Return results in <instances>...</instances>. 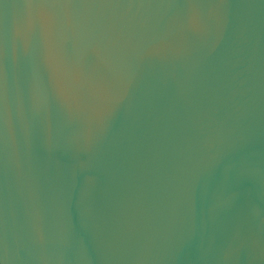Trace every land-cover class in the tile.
Wrapping results in <instances>:
<instances>
[{"label": "water", "instance_id": "obj_1", "mask_svg": "<svg viewBox=\"0 0 264 264\" xmlns=\"http://www.w3.org/2000/svg\"><path fill=\"white\" fill-rule=\"evenodd\" d=\"M0 261L264 264V0H0Z\"/></svg>", "mask_w": 264, "mask_h": 264}, {"label": "snow or ice", "instance_id": "obj_2", "mask_svg": "<svg viewBox=\"0 0 264 264\" xmlns=\"http://www.w3.org/2000/svg\"><path fill=\"white\" fill-rule=\"evenodd\" d=\"M57 2H63L64 6L71 5V0H57ZM98 2H109V0H98ZM39 5L44 8L48 7L47 3H40ZM85 83L88 89L87 95L83 91ZM68 87L77 106L91 108L93 111H97L107 99L105 93L115 94L117 85L101 77L99 79H89L87 82L83 81L79 85L69 82ZM0 264H2V261H0Z\"/></svg>", "mask_w": 264, "mask_h": 264}]
</instances>
